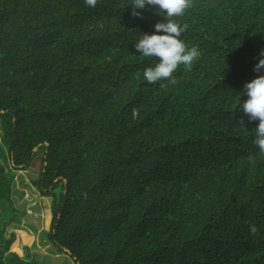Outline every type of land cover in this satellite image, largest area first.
Wrapping results in <instances>:
<instances>
[{
    "label": "trees",
    "instance_id": "1",
    "mask_svg": "<svg viewBox=\"0 0 264 264\" xmlns=\"http://www.w3.org/2000/svg\"><path fill=\"white\" fill-rule=\"evenodd\" d=\"M154 13L0 0V264H46L7 233L26 216L17 173L40 150L32 186L52 201L40 244L68 264H264V152L238 110L264 0H191L175 19L200 55L175 84L143 79L155 58L134 44L163 22Z\"/></svg>",
    "mask_w": 264,
    "mask_h": 264
},
{
    "label": "clouds",
    "instance_id": "2",
    "mask_svg": "<svg viewBox=\"0 0 264 264\" xmlns=\"http://www.w3.org/2000/svg\"><path fill=\"white\" fill-rule=\"evenodd\" d=\"M190 2L191 0H129L134 17L141 18L143 12L154 9V14L163 19V22L153 25L152 34L141 33L134 44L140 56L155 58L154 64L143 71V79L149 84L161 81L175 84L176 78L173 74L179 66L190 69L198 59V48H188L181 38L186 25L182 26L175 19L184 15L185 10L190 7ZM84 3L87 7L94 8L97 0H84ZM259 56L260 59L253 68L258 75L244 85L245 91L240 95L246 96L247 99L242 104L239 101L238 110L242 111L249 121H258L253 142L264 152V74H261L264 73V51H261ZM251 231L255 233L256 227L252 226Z\"/></svg>",
    "mask_w": 264,
    "mask_h": 264
},
{
    "label": "rangeland",
    "instance_id": "3",
    "mask_svg": "<svg viewBox=\"0 0 264 264\" xmlns=\"http://www.w3.org/2000/svg\"><path fill=\"white\" fill-rule=\"evenodd\" d=\"M40 154L41 150L36 156L35 165L32 169L17 173V180L14 183V204L24 211L26 216L22 219L21 225L9 228L7 233H10V231L20 233L17 248L21 250L22 256L24 254L22 250L24 247V237L22 234H25L27 237V247H31L33 242L37 245V250H33V252L37 253L39 261H46V264H68L66 255L50 251L52 248L49 245L43 246L40 244L39 234L49 229L52 219L51 198L42 197L32 186V181L38 177ZM21 190H24L28 194V199L22 201L24 197ZM27 204L31 205L27 206ZM26 209H29L30 212H27Z\"/></svg>",
    "mask_w": 264,
    "mask_h": 264
},
{
    "label": "built area",
    "instance_id": "4",
    "mask_svg": "<svg viewBox=\"0 0 264 264\" xmlns=\"http://www.w3.org/2000/svg\"><path fill=\"white\" fill-rule=\"evenodd\" d=\"M16 180H17V178H16ZM35 189V188H34ZM21 193H22V195H23V199H22V201H24L25 199H28V194L24 191V190H21ZM31 204H27V206H30ZM26 211L27 212H30V210L29 209H26Z\"/></svg>",
    "mask_w": 264,
    "mask_h": 264
}]
</instances>
